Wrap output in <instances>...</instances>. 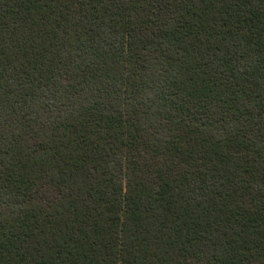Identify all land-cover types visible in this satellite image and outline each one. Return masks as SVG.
<instances>
[{"label":"trees","instance_id":"16d2710c","mask_svg":"<svg viewBox=\"0 0 264 264\" xmlns=\"http://www.w3.org/2000/svg\"><path fill=\"white\" fill-rule=\"evenodd\" d=\"M0 264H264V0H0Z\"/></svg>","mask_w":264,"mask_h":264}]
</instances>
